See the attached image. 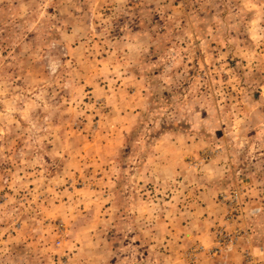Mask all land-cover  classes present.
Segmentation results:
<instances>
[{
    "label": "rangeland",
    "instance_id": "374dc122",
    "mask_svg": "<svg viewBox=\"0 0 264 264\" xmlns=\"http://www.w3.org/2000/svg\"><path fill=\"white\" fill-rule=\"evenodd\" d=\"M0 264H264V0H0Z\"/></svg>",
    "mask_w": 264,
    "mask_h": 264
}]
</instances>
